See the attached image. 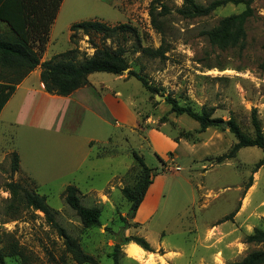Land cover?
I'll return each mask as SVG.
<instances>
[{
	"label": "rangeland",
	"instance_id": "1",
	"mask_svg": "<svg viewBox=\"0 0 264 264\" xmlns=\"http://www.w3.org/2000/svg\"><path fill=\"white\" fill-rule=\"evenodd\" d=\"M182 1L64 0L46 57L77 48L82 60L94 51L90 38L98 48L122 47L127 68L121 75L88 76L84 91L99 97L100 107L38 100L29 118L17 122L19 96L5 106L0 116V249L16 253L5 259L7 264H78L41 212L11 203L3 187L8 181L44 196L55 222L98 264H112L115 245L120 246L119 264H228L260 248L246 237L264 230V165L256 167L264 155L255 146L232 152L237 139L225 122L233 119L252 138L255 111L264 135V0L250 5L243 46L224 50L212 46L204 33L244 6L228 4L206 17L187 19L177 12ZM151 5L157 12L160 5L168 10L159 16L162 32L151 25ZM90 20L129 24L136 34L103 38L79 32L76 44L70 43L69 27ZM161 46L162 58L141 51ZM128 71L140 75L148 89ZM166 96L196 113L212 109L211 118L223 124L200 130L191 117L172 112ZM68 133L73 147H82L86 138L94 141L90 150L86 144L80 148L89 156L74 173L69 167L75 158L62 152L60 136ZM133 151L151 169L153 182L144 204L153 212L141 222L137 210L127 219L130 203L121 193L140 173ZM12 152L20 156L18 175L11 173ZM71 179L80 203L100 210L98 227L84 228L64 202ZM131 236L144 238L153 250L143 253L142 261L126 253L130 242L125 238Z\"/></svg>",
	"mask_w": 264,
	"mask_h": 264
},
{
	"label": "trees",
	"instance_id": "2",
	"mask_svg": "<svg viewBox=\"0 0 264 264\" xmlns=\"http://www.w3.org/2000/svg\"><path fill=\"white\" fill-rule=\"evenodd\" d=\"M254 1L256 0H212L208 4H201L197 0H183L177 12L183 18L192 19L206 17L216 9L228 4L244 6L241 13L222 18L216 26L204 33L212 46L224 50L238 45L243 46L246 37L245 24L252 16L250 5ZM61 2L62 0H0V22L7 26L6 31L0 32V112L15 91L16 86L38 66L40 68L39 79L43 84L44 91L47 94L62 97L89 85L88 76L93 73L104 72L121 75L126 70L127 65L124 61L122 47L117 46L115 49L98 48L90 38L88 41H91L94 51L90 56L84 55L82 60H77L80 53L77 48H73L57 54L47 61H40L48 41L51 24ZM160 8L161 11L157 12L156 6L151 5L148 14L152 27L162 32V21L159 16L168 10L164 5H160ZM69 31V42L72 44H76V37L79 32L86 36L91 33L99 34L103 38L136 34V30L129 24L108 26L93 20L74 23L69 27ZM141 51L153 58H162L164 54L162 46L157 49L143 48ZM128 74L141 81L148 89L146 82L140 75L134 71H128ZM165 101L176 115L185 114L194 119L199 124L200 130L223 124V121L211 118L212 109L203 107L199 113H196L190 107L179 105L175 99L169 96L165 97ZM225 124L229 132L237 139L232 152L241 147L255 146L264 155V135L255 111L252 112L251 116L254 132L252 138L245 136L233 119H229ZM132 157L137 163L140 173L134 185L122 188L121 193L125 200L130 203V214L134 215L152 182V175L151 169L145 165L143 159L135 151L132 152ZM262 165H264V156L257 162L256 167ZM17 170L18 158L13 153L11 173ZM251 184V182L248 183L246 189ZM3 187L10 195L12 204L39 211L44 215L46 221L63 239L65 251L71 254L76 263L98 264L92 256L85 254L80 249L76 239L69 236L55 222L54 212L46 204L44 196L34 193L20 182L8 181ZM63 198L64 202L75 212L84 228L99 226L100 210L97 207H84L80 203L79 192L75 186H66L63 191ZM125 241L136 244L146 252H153L149 243L142 237L131 236L125 238ZM246 241L260 245V248L249 252L240 261L228 264H264V230L255 229L252 234L246 237ZM119 247V245L114 246L112 264H119L117 257ZM15 254L13 250L7 253L6 250L0 249V264H7L5 259Z\"/></svg>",
	"mask_w": 264,
	"mask_h": 264
},
{
	"label": "crops",
	"instance_id": "3",
	"mask_svg": "<svg viewBox=\"0 0 264 264\" xmlns=\"http://www.w3.org/2000/svg\"><path fill=\"white\" fill-rule=\"evenodd\" d=\"M63 2H64V0H62L61 4L59 6V9L57 11L56 17L51 24V27L49 30L48 41L45 45V49L43 51V54L41 55V60H40L41 62L47 61L50 59V58L46 57V53H47V49H48L50 42H51L52 29H53V26L56 22V19L58 17V14H59V11L62 7ZM6 30H7L6 24L0 22V32H4ZM39 74H40V68L38 66L34 70H32L25 78H23L21 80V82L16 86L15 91L13 92V94L11 95V97L9 98L7 103L5 104V106L8 105L15 96H19L22 104H21V109L17 115V122H22L23 120L26 121L29 118V116L32 113V110L37 107L36 105L38 103V100L58 101V102L64 103L65 106H68L69 104L73 103L74 105H77L79 107H82V106L85 107L83 104H87V102L92 103L94 107H100L102 104L100 98L95 96L93 92L84 91L86 88H88V86L80 88V89L74 91L73 93H71L70 95L65 96V97L47 94L44 91L43 84L40 82ZM32 76H33V79H32ZM5 106L1 110L0 116H1V113L4 110ZM25 108H27V111L24 110ZM49 125L51 126V124H49ZM0 134L3 135L2 132ZM2 135H0V137ZM60 137L63 138L62 141L64 143L63 146L65 149L62 152H64V155L66 157L71 156V157L75 158V160H74L75 162L69 167V173H74L75 171H77V169L80 167V165L87 159V155H88V153L84 149L81 151L80 148H82V147L84 148V146L86 144L88 146V149L90 150L89 143L94 142V141L91 138H86V139H84L83 143H81L82 147H80V145H78L77 147H73L72 145L75 144V140H74V137L70 133L61 135ZM155 139H156L155 141H157V142L159 141L160 148L161 149L164 148V150H165L166 143L163 142L162 140H159L158 136H156ZM0 141H1V139H0ZM1 150H3V148L0 145V158L2 155ZM88 152H90V151H88ZM12 153H15V152H12ZM15 154L17 155V158H18V170L14 173H15V175H18V172L20 170V156L18 153H15ZM70 181L67 182L65 185L66 186L74 185L73 183L75 182V180L71 179ZM15 182H17V181H15ZM152 183L153 182H151V184L147 188L145 195H144V197H143V199H142L141 203L139 204L137 211H136L135 218L140 222L144 221L145 219H148L150 217V215H152V212H153L152 209L145 210L144 209V203H143V201L146 200L145 198L148 195H152V193L148 194V192H151ZM143 209H144V211H143ZM143 253H144V255L148 254V252H145V251H143Z\"/></svg>",
	"mask_w": 264,
	"mask_h": 264
},
{
	"label": "bare ground",
	"instance_id": "4",
	"mask_svg": "<svg viewBox=\"0 0 264 264\" xmlns=\"http://www.w3.org/2000/svg\"><path fill=\"white\" fill-rule=\"evenodd\" d=\"M146 200L144 201L145 204ZM126 253L128 254L129 257H132L138 261L143 260V250L137 246L136 244L130 242L127 246ZM147 264H154L151 262H147Z\"/></svg>",
	"mask_w": 264,
	"mask_h": 264
},
{
	"label": "water",
	"instance_id": "5",
	"mask_svg": "<svg viewBox=\"0 0 264 264\" xmlns=\"http://www.w3.org/2000/svg\"><path fill=\"white\" fill-rule=\"evenodd\" d=\"M161 98H164V97L161 96ZM132 217H133V215H132V214H129L128 217H127V219H130V218H132Z\"/></svg>",
	"mask_w": 264,
	"mask_h": 264
}]
</instances>
